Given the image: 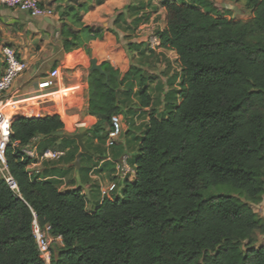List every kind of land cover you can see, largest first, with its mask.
I'll return each mask as SVG.
<instances>
[{"label": "trees", "instance_id": "1", "mask_svg": "<svg viewBox=\"0 0 264 264\" xmlns=\"http://www.w3.org/2000/svg\"><path fill=\"white\" fill-rule=\"evenodd\" d=\"M148 6L135 2L115 24L136 31L150 21V13L144 17ZM248 6L252 19L241 22L212 0L162 1L164 27L157 34L162 48L176 54L180 76L169 78L152 108L135 179L125 180L113 201L88 210L82 187L60 192V181L30 179V159L22 150L35 139L40 152L67 151L60 161L70 163L80 147L60 137V115L15 117L7 164L19 193L0 176V264H45L32 232L34 216L62 241L53 248L52 264H264V246L257 248L253 237L264 234V220L251 207L264 197V0H248ZM88 9L82 4L59 11L66 53L88 51L87 44L101 36V28L83 23ZM134 47L147 55L143 44ZM102 67L107 77L95 72L89 79L88 113L98 123L85 136L105 146L112 117L133 112L127 106L133 94L141 108L153 107L147 82L156 77L134 67L125 76L110 64ZM123 151L118 148L119 156ZM105 159L102 151L98 162ZM213 189H230L249 202L205 195Z\"/></svg>", "mask_w": 264, "mask_h": 264}, {"label": "crops", "instance_id": "2", "mask_svg": "<svg viewBox=\"0 0 264 264\" xmlns=\"http://www.w3.org/2000/svg\"><path fill=\"white\" fill-rule=\"evenodd\" d=\"M40 2L43 7L52 9L55 16L33 19L19 10L0 6V52L3 47L9 46L16 51L19 59L28 64L27 71L15 81L5 98L23 102V110L32 113L31 117L60 115L65 124V135L78 134L79 129L85 128L84 139L85 134L98 123V119L88 113L92 59H97L101 65L110 64L122 76L127 75L134 67L156 77V80L147 82L153 107L141 108L137 97L132 95L127 106L134 108L133 112H130L128 118L124 114L120 115L124 130L118 142L119 147L110 152L106 150L105 160L98 162V156L102 153L98 151V142L92 143L88 140L94 156L92 163H88V170L84 173L76 172L77 169H72L71 163L66 161L47 162L41 169L45 177L55 178L52 180L59 181V178H64L68 190L82 187V193L88 200V207L95 208L103 203L101 189L109 183L115 182L119 185V191L115 192V195L119 196L122 193L125 181L117 179L114 162L119 161L125 154L129 155V164L136 171L135 157L138 155L140 137L144 136L146 126L149 124L152 108L157 106L158 100H162L167 91L169 78H164L165 70L157 74L151 68H147L145 62L139 61L141 60L140 47L134 46L143 44L142 48L147 50L148 44L145 39L137 37L124 39L120 31L121 25L115 24L117 16L122 12L126 13L127 8L136 0H40ZM82 4L89 8L82 14L84 25L101 28L102 34L87 44L88 51L74 48L73 52L66 53L59 35V11ZM163 27L164 22L161 29ZM130 44L134 45L131 49H129ZM170 53L176 58L174 52L165 49L157 54L168 56ZM55 69H59L61 75L53 88L44 91L41 98L36 101L28 100L34 95L33 92L39 91L38 85ZM1 70L0 63V73ZM131 84L132 81H129L124 87L128 88ZM133 84L135 85L134 93H136L139 90V84L137 81ZM162 86L163 93L159 91ZM129 130L132 133H127ZM120 147L124 148L121 156L118 153ZM40 149L41 145L39 151ZM134 179L135 174L127 178L129 181Z\"/></svg>", "mask_w": 264, "mask_h": 264}, {"label": "built area", "instance_id": "3", "mask_svg": "<svg viewBox=\"0 0 264 264\" xmlns=\"http://www.w3.org/2000/svg\"><path fill=\"white\" fill-rule=\"evenodd\" d=\"M0 6L7 7L10 9L19 10L33 19L37 18H51L55 16V12L50 9L43 7L40 0H0ZM150 19L149 23H143L138 32L145 34V42L148 44V50L154 53H161L164 49L161 46V40L157 34L159 27L154 24ZM0 63L2 70L0 73V176L7 183L9 188L15 193H19V187L12 176L8 164H7V149L11 143L12 136V124L16 116L24 115L31 117L28 110H23V102L12 101L11 99L5 98L13 87L15 81L28 69V64L17 57L16 51L5 46L2 48ZM61 73L59 69L53 70L49 77L44 79L39 85L38 90L33 92L34 95L30 96L28 100L36 101L40 99L43 92L52 89L59 79ZM19 104V105H18ZM112 129L108 134V138L105 143L107 152H110L116 144L119 142L123 135L124 124L123 119L120 115L112 117ZM25 157L30 159L29 165L26 167V172L32 180H52L55 178H47L43 176L42 167L47 162H58L66 157L67 152L62 150H45L39 151L38 139H35L29 146H26L22 150ZM129 155H123L119 161L115 163V171L117 179L122 181L127 180L129 175L135 174V170L129 164ZM61 186L60 192L68 190L66 180L59 178ZM119 191V185L115 182H111L108 186L101 189V195L103 200L113 201L115 199V192ZM90 210V208H87ZM32 232L37 245L38 252L45 264H52L53 261V243L59 242L62 244L60 238L54 239L51 237V226L42 227L36 216L32 224Z\"/></svg>", "mask_w": 264, "mask_h": 264}, {"label": "rangeland", "instance_id": "4", "mask_svg": "<svg viewBox=\"0 0 264 264\" xmlns=\"http://www.w3.org/2000/svg\"><path fill=\"white\" fill-rule=\"evenodd\" d=\"M142 1L144 4L149 5L148 9L144 11V17L146 18V16L148 15V13H150L151 17H154L152 20L154 21V24H156L157 27L161 28L163 26V18L165 15V12L162 8V1L163 0H136V4ZM188 2H190L191 0H186ZM215 7L219 10V11H228L230 13V17L235 20V21H241V22H249L252 19V11L248 6V0H212ZM130 21V19L128 20ZM147 23H149L148 20H146ZM127 26L126 25H122L121 24V28L120 31L123 33L122 36L124 39H134L135 37L140 38V39H146V35L139 33L138 29L136 31L130 29V31H126ZM128 35V36H126ZM148 55H145L143 58L141 57V60L139 59V61H141L142 63L145 62V65L147 68H151L152 71L156 72L157 74L160 73V71L165 70L164 73V78L168 79L172 76L177 77V75L180 76V72L178 71V68L176 66V58L174 54H168V56L166 55H161V54H157L154 53L156 56H149V54L151 53L148 49L146 50ZM179 77L176 80V84L178 83ZM175 89H179L178 87H175ZM16 101V100H15ZM23 106V105H21ZM33 114L31 113L30 116H32ZM129 127V126H128ZM130 129V128H128ZM65 130H64V134H65ZM127 133H132V131L129 130V132ZM88 136L84 137L83 142L90 148V143L88 141ZM73 146H78L77 141L72 142ZM101 146V147H100ZM79 147V146H78ZM91 149V148H90ZM103 151L104 155H106V148L104 147V145L99 144L98 145V151ZM92 151V150H91ZM67 152V151H66ZM93 154H85L84 160H83V167L84 170H88V163L91 164L93 161ZM76 162V161H75ZM75 162L71 163V167L72 169H75ZM76 172H78V170H75ZM84 171V172H85ZM219 193H223V194H230V195H235V196H239L242 199H244L245 201L249 202L248 197L246 196H242L239 195L238 193L230 190V189H222V190H210L207 191V193L205 194L206 196L211 195V194H219ZM119 196H121V193L119 194ZM115 197H117V195H115ZM251 207L253 208V210L255 211V213L258 215V217L261 220H264V197L262 202L259 205H253L251 204ZM254 239H255V246L257 248L264 246V234H262L260 231H255L254 235H253ZM59 242H54L52 247L58 249Z\"/></svg>", "mask_w": 264, "mask_h": 264}, {"label": "water", "instance_id": "5", "mask_svg": "<svg viewBox=\"0 0 264 264\" xmlns=\"http://www.w3.org/2000/svg\"><path fill=\"white\" fill-rule=\"evenodd\" d=\"M91 65H92L91 69H90L91 73L99 72L100 74L107 77V73L103 70L102 65L98 63L97 59H92ZM85 132H86V129L81 128V129H79L78 134H75V135L62 134V135H60L61 138H67L70 140L77 141L78 146L80 147L81 152L78 154L76 162H75V166H76L77 170H79L81 168V156H82V154L89 153V150L86 148V146L83 142V136H84Z\"/></svg>", "mask_w": 264, "mask_h": 264}]
</instances>
